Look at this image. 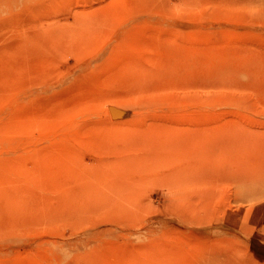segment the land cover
Wrapping results in <instances>:
<instances>
[{
	"label": "rangeland",
	"instance_id": "1",
	"mask_svg": "<svg viewBox=\"0 0 264 264\" xmlns=\"http://www.w3.org/2000/svg\"><path fill=\"white\" fill-rule=\"evenodd\" d=\"M0 264H264V0H0Z\"/></svg>",
	"mask_w": 264,
	"mask_h": 264
}]
</instances>
